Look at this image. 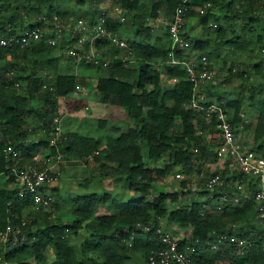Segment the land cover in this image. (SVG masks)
<instances>
[{
  "label": "trees",
  "instance_id": "16d2710c",
  "mask_svg": "<svg viewBox=\"0 0 264 264\" xmlns=\"http://www.w3.org/2000/svg\"><path fill=\"white\" fill-rule=\"evenodd\" d=\"M56 1L23 0L17 3L15 0H0V37L36 27L43 29L46 16L53 14L59 21L72 17L66 11L60 12L53 5ZM182 1L151 0L149 9L141 12L138 0H121L125 11H134L131 35L125 40L121 25L114 18H107L105 27L125 40L127 50L131 52L130 59L124 60V52L107 39H99L93 42L98 64L85 60L78 62L87 69L103 66V73L91 78L97 101L122 108L129 122L122 130L107 125L103 118L97 119L96 129L114 134L98 138L73 131L62 133L57 143L58 151L65 161L78 164L79 161L87 163L91 157L99 183L106 179L120 182L121 190L103 188L100 192L67 198L70 209L67 219L62 216L61 219L53 218L52 211L35 213L21 227L22 242L13 244L8 240L0 245V264H133L136 259L146 264L150 252L162 247L154 231L156 227L171 236L176 235L174 231L166 230L162 222L175 226L176 230H190V239H181L180 243L181 247L189 248L192 264H264V224H260L256 217L251 197L255 186L227 160L224 168H215L208 173L205 167L220 162L216 156V144L206 140L214 132V123L206 124L201 113L191 107L194 85L185 68L179 63L170 64L172 38L169 23L159 35H153L149 24L157 20L161 12L170 22L178 5L185 8L186 16L192 7L198 6L203 13L198 12L197 24L206 30L208 23L214 22L217 28L212 38L195 40L190 38L183 25L180 35L186 45L175 49L177 60L190 56L214 55L217 58L221 49L241 51L257 47L262 52L264 28H261L262 33L254 34L255 41L249 37L261 24L259 13H263L264 0ZM81 2L75 0L73 3L78 5ZM100 11L96 8L90 16L84 17L91 23ZM34 14L43 16L30 22L29 16L34 18ZM47 26L49 30L54 27L53 24ZM48 37L43 33L41 39L23 48H0V60H3L0 63V175L11 185L0 189V229L7 223L19 226L25 213H31V197L17 196L18 187L14 184L11 166L31 162L37 152L55 154V149L48 147V132L59 117V99L74 92L76 87L75 75L56 71L57 59L53 51L58 43L47 45ZM62 41L76 42V39L64 35ZM187 44L190 46L185 50ZM82 49L89 50L88 41L83 43ZM225 60L222 56L223 64ZM232 65L227 68L223 80L216 85L207 83L206 87L214 90L220 83L230 80ZM207 66L211 68L209 64ZM255 67L258 74L263 75V67L259 63ZM49 69H54L50 76L46 75ZM162 73L171 82L167 88ZM82 81L79 80L80 84ZM246 91L252 107L257 110L253 137L262 139L264 87L249 85ZM197 102L201 106L211 103L199 98ZM215 103L228 115L232 126H239L243 119L239 115L243 112L242 99L222 101L220 95ZM7 146L19 153L15 161L4 154ZM159 161H162L160 166H149ZM175 167L187 177L179 181L180 191L169 193L155 189L173 174ZM202 172L207 178L219 173L223 185L208 190L205 182H201L199 189L193 190L191 177ZM235 182L245 185L241 202L238 205L219 203L220 194L233 193V189L225 184ZM42 191L52 196L53 206L57 205L54 194L57 188ZM180 194L192 195L195 200L177 205ZM169 205L174 207L169 209ZM142 226H149L150 231H144ZM223 234L242 239L246 242L245 247L226 243L219 250L212 251L206 243L215 242Z\"/></svg>",
  "mask_w": 264,
  "mask_h": 264
},
{
  "label": "built area",
  "instance_id": "2783aa9c",
  "mask_svg": "<svg viewBox=\"0 0 264 264\" xmlns=\"http://www.w3.org/2000/svg\"><path fill=\"white\" fill-rule=\"evenodd\" d=\"M186 0H183L184 3ZM206 5H204L205 7ZM185 8L178 5L169 22L168 30L170 32L172 42L170 45V64H181L188 75L189 80L193 83V95L191 99V107L201 113V117L206 124L214 123V134L212 139L216 144V156L220 161L230 159L229 163L232 168L237 169L242 174L251 179V184L255 186L251 197L254 201V209L256 217L260 224H264V146L260 150L247 149L242 145L236 135V126H232L230 118L223 112L222 108L217 103H210L206 106H201L197 102L199 88L203 83L216 85L221 80L216 78V73L209 68L208 61L205 56L200 58L190 56L185 60L179 61L174 57V51L178 48H184L186 43L181 37V29L184 24ZM203 13V9L199 10ZM111 18L109 15L100 11L96 20L89 22L85 17H71L64 21H56L52 29L33 28L19 34H14L8 37H0V48H8L18 46L23 48L31 42L41 39L43 33L48 34L46 43L49 46H55L62 41V32L68 31L67 36L76 39L77 49L72 53L75 60L80 62L85 60L88 63L98 64L97 54L95 53L93 42L99 39H107L115 48L124 52V60L130 59L131 52L127 50L125 40L117 33L109 32L106 27V19ZM85 41L89 42V50L84 51L82 45ZM199 67V69H198ZM241 118L243 115L239 114ZM243 127V123L239 124ZM62 131L60 128V119L54 121V125L48 132V147L55 149V154L47 155L40 152L32 156L31 162L24 163L20 166L14 163L10 172L13 175L14 184L18 187L17 196H30L33 207H39L43 211H51L52 196L45 195L42 189L47 188L49 182H55L59 176V167L64 158L58 151L57 143L61 140ZM5 155L15 161L19 157L16 150L6 147L3 150ZM91 157H88L90 160ZM233 166H232V165ZM223 180L219 173L211 176L205 182V187L208 190H213L216 186H222ZM225 186L232 188L233 193L223 192L218 197L219 203L238 205L242 197L245 196V185L239 182L233 184L226 183ZM219 209V207H217ZM29 217L25 216L20 219V224L13 227L7 223L4 228L0 229V245L5 244L10 240L13 244L24 240V234L21 232V227L29 222ZM160 226V225H159ZM138 227H141L138 225ZM144 231H150L149 226H142ZM158 235L162 247L156 251H151L147 256L146 264H192L189 258V248L181 247V239L165 233L161 227L154 229ZM226 243L234 244L240 248L245 247L246 242L238 239L235 236L219 235L215 242H207L212 251L219 250Z\"/></svg>",
  "mask_w": 264,
  "mask_h": 264
},
{
  "label": "rangeland",
  "instance_id": "374dc122",
  "mask_svg": "<svg viewBox=\"0 0 264 264\" xmlns=\"http://www.w3.org/2000/svg\"><path fill=\"white\" fill-rule=\"evenodd\" d=\"M17 3H22L23 0H15ZM75 0H57L53 3L54 6H57L59 8L60 12L66 11L69 13V15H72V19H75L76 17H84L85 15H91L92 11L96 10V8H100L101 11L106 13L112 18H114L118 23L121 25V35L122 37L127 40L129 38V35L132 27H131V17L132 13L134 11H125L122 7L121 0H82V4H75L73 3ZM151 0H138V7L140 8L141 12L146 11L149 9V4ZM190 1H197V0H187V2ZM198 6H194L191 8V12H189V16H184L185 22L188 20L187 18L194 19L193 21V27L192 30L189 32L190 34L194 35V38L197 39H204L206 37L212 38L214 31H215V25L213 26V23L208 25V28L206 30H203L196 22V17L199 12ZM40 12H43L42 9H39ZM138 11V9H136ZM263 13H259L261 20L260 26H257L256 32H259V30L264 27L262 23H264V7H262ZM40 14V13H39ZM263 14V15H262ZM33 15L29 16L28 20L31 22L33 20H37L38 17H42L43 15H36L34 14V18H32ZM41 19V18H40ZM27 20V19H26ZM27 20V21H28ZM59 20L57 16L54 14L50 17L46 16V20L43 24V29H48V24H53L55 26L56 21ZM48 21V22H47ZM64 21V20H60ZM191 24L190 21H187ZM169 23V19L166 18V16L161 12L157 20H154L150 22L149 24L152 25L153 35H159L161 31L165 30V27ZM186 24V23H185ZM52 26V27H53ZM191 26V25H190ZM238 27V26H237ZM236 27V28H237ZM188 31V30H187ZM262 33V32H261ZM68 31L64 32V35H67ZM264 37V34H263ZM67 37H65L66 39ZM253 41V38H251ZM61 42V43H60ZM56 47H54L53 53L58 57V61L60 60V66L59 70H62L63 73L67 74H74L76 77V87L74 92L68 94L64 97V100L66 99V104L68 106H73V110L65 111L63 115L62 120H60V128L62 133H65L67 131H73L77 132L81 135H88L95 138H98L99 136H105V135H114L110 131H100L96 129L95 124H97L98 115L102 116L103 119L109 120V124L112 126L120 127L122 130L126 127V122L129 121L126 115L123 113H111L107 111V114L105 112L99 109L101 107V103L97 101L96 98V92L92 88L91 84V78L96 76V74H101L104 71L103 66L95 67L92 69H87L84 65L81 63H77V65L74 62V56L73 52L78 48L76 42L73 41H60ZM264 43V40H263ZM189 48V47H188ZM259 48L249 49V50H241V51H233L230 49H221L219 56L213 57L212 56H206L208 60V64L213 68L216 67V78L221 80L223 74L227 73V68L230 64H233L232 66L236 69V73L238 76L235 78V76H231V79L220 83L217 87L213 90V95L207 97L209 100L216 101L219 94H222L223 92H227L230 95V99L233 98H239L243 99L246 102L245 107L248 104V93L246 91L247 86L254 85L256 86L260 81H264V77H258L252 75L253 69H257L254 67L255 65H252L251 63L255 61V63H259L264 68V61L260 57L264 59V52L258 51ZM260 52V53H259ZM261 54V55H260ZM222 56L225 57V64L222 62ZM106 58V57H105ZM262 61V62H261ZM103 64V63H102ZM213 68V70H214ZM49 73L46 75H52V71L49 69ZM218 71V72H217ZM239 72H243L242 75L246 74L248 77H242V75H239ZM222 73V74H221ZM262 76V75H261ZM162 81L164 84V87L167 88L171 85V82L168 81L165 77V74H161ZM260 79V80H259ZM79 80H83L80 84ZM78 81V82H77ZM222 90V91H221ZM79 91V92H78ZM82 91V92H81ZM68 99H73L72 101H69ZM62 101V100H61ZM82 104V105H81ZM75 105V106H74ZM86 106V109H85ZM250 106V105H249ZM252 107V106H250ZM248 107V108H250ZM117 108V107H116ZM111 109V108H108ZM118 109H122L119 108ZM112 110V109H111ZM71 111V112H70ZM119 115H122L123 118L119 117ZM106 117V118H105ZM112 119V120H111ZM66 123V124H65ZM69 126V127H68ZM214 132L209 136V138H206L207 142L214 144L212 135ZM143 154L145 156V149H143ZM227 161H230V159H225ZM225 160L220 161L221 165L225 163ZM162 164V161L159 162H152L149 164V166H160ZM232 165V164H231ZM233 166V165H232ZM208 171V173L212 172V168L205 167ZM218 169H222L219 168ZM60 176L58 179V189L54 193L57 197V205H54V211L52 210V217L53 218H60L62 216L63 218L67 219V217L70 216L69 212V203L67 198L72 197L78 194H82L84 192H100L103 190V188H106L108 190L110 189H117L121 190L120 188V182H112L111 180H104L101 183L98 181L96 168L93 164V161H88L87 163L78 162L75 161H65L63 160L62 164L59 167ZM205 172H202L200 175L192 176L191 177V187L193 190H198L200 187L201 182H206L207 177L204 176ZM187 177L180 172L179 167H175L173 169V174L166 177L163 184L158 185L155 187L158 191L162 192H174V191H180L179 188V181L182 179H186ZM190 179V178H188ZM202 180V181H201ZM84 184V185H83ZM11 186L10 184H7L5 181L4 176L0 175V189L4 187ZM116 190V191H117ZM125 191V190H124ZM121 192V191H120ZM59 197V198H58ZM62 199V200H61ZM195 200L192 195H181L180 199L177 205L190 203L191 201ZM173 205H169L168 208H173ZM31 211L30 214L25 213V216L33 217L35 213L41 212V208L39 207H31L29 208ZM46 212V211H45ZM51 212V211H50ZM163 225H165L166 230H172L176 235L177 238L183 239L184 241L190 239V230H176L174 228L175 226H167L166 222H162ZM51 258V255H50ZM130 264V263H127ZM133 264H141L138 259L133 260Z\"/></svg>",
  "mask_w": 264,
  "mask_h": 264
},
{
  "label": "crops",
  "instance_id": "0c3cea01",
  "mask_svg": "<svg viewBox=\"0 0 264 264\" xmlns=\"http://www.w3.org/2000/svg\"><path fill=\"white\" fill-rule=\"evenodd\" d=\"M201 8H199V10H200ZM185 15V14H184ZM186 16V15H185ZM188 20H186V22L184 21V29H185V31L186 32H190L191 30H192V27H193V21H194V19H191L190 17L189 18H187ZM184 20H185V18H184ZM193 20V21H192ZM187 21H190L191 22V24L190 23H188ZM186 23V24H185ZM213 23V26L215 25V30H216V28H217V25L214 23V22H212ZM212 23H210V24H212ZM263 25H264V23H262ZM191 25V26H190ZM208 25H209V23H208ZM262 28H264V27H262ZM188 30V31H187ZM182 32V31H181ZM215 32V31H214ZM257 33H261V29L259 30V32H254L253 33V35H250V39L251 38H253V40L255 41V37H254V34H257ZM262 34H264V33H262ZM189 36H190V38L191 39H195L194 38V36H195V34L194 35H192V34H190L189 33ZM205 39V38H204ZM196 40V39H195ZM200 40V39H199ZM201 40H203V39H201ZM263 40H264V37H263ZM190 45L189 44H187V46H186V49L185 50H187L188 49V47H189ZM257 48V47H256ZM262 52H264V51H262ZM97 54V53H96ZM261 55V54H260ZM54 57H56V71L57 72H60V73H63L62 72V70H59L60 69V66L62 67L63 65H60V60L58 61V57L54 54ZM213 57H215L214 55H213ZM261 59H262V61H264V59L262 58V57H260ZM75 59V58H74ZM2 61L3 60H0V63H2ZM261 61V62H262ZM74 62H75V64L77 65V61L76 60H74ZM252 65H255L256 63H255V61L254 62H252L251 63ZM262 66V65H261ZM211 67V66H210ZM255 67V66H254ZM213 68H214V66H213ZM213 68L211 67V69L213 70ZM257 68V67H256ZM51 71H52V74H53V72H54V69H50ZM48 71V70H47ZM214 72L216 71V67L214 68V70H213ZM45 72V71H44ZM218 72V71H217ZM237 71H236V69L234 68L233 70H232V75L233 76H235V78L238 76V74L236 73ZM47 74L49 73V71L48 72H46ZM216 73V72H215ZM242 73L243 72H239V74L240 75H242ZM67 74V73H66ZM222 74V73H221ZM74 75V74H73ZM223 75H226V73L225 74H223ZM237 75V76H236ZM252 75H254V77L255 76H258V77H264V68H263V75L261 76L260 74H258V68L255 70V69H253V72H252ZM50 76V75H49ZM49 76H47V77H49ZM224 77V76H223ZM242 77H248V75H246V74H244V75H242ZM223 80V79H222ZM260 80V79H259ZM206 85H207V83H203L201 86H200V88H199V95H197V98H199L200 100H202V101H206V102H211V103H215V101H213V100H209V99H207V97H209V96H211V95H213V93L214 92H212L213 91V89H209V87H206ZM258 86H263L264 87V81H260L258 84H257ZM204 87H206V88H204ZM222 91V90H221ZM79 92V91H78ZM82 92V91H81ZM221 95V97H222V101H224V100H230V95L231 94H229V93H227V92H223L222 91V94H219L218 96H220ZM96 98L98 99V95L96 94ZM233 99H237V97L236 98H233ZM62 100V101H61ZM69 101H72L73 99H68ZM249 102H248V104H247V106L245 107V100H243L242 99V106H243V112L241 113L242 115H243V119H242V122L241 123H243V127L242 128H240L239 126H237L236 127V135H237V137H238V139L241 141V143H242V145H244V147H246L247 149H256V150H260L261 148H263V146H264V137L261 139V138H259V139H255L254 137H253V126H254V123H255V121H256V117H257V110L254 108V107H250V106H252V104H251V102H250V100H248ZM59 103H60V108H59V117H58V119H60V120H62V118H63V115H65L64 114V112L65 111H68L67 109H69V110H73L74 108H73V106H68L67 104H66V99L64 100V98H62V99H59ZM82 105V104H81ZM250 105V106H249ZM75 106V105H74ZM117 106H112V105H106V104H102L101 105V107H99V109L101 110V113H102V111L103 112H105L106 114H107V111L108 112H110V115H111V113H118V114H120V113H123V114H125L126 115V113L123 111V109H118V107L116 108ZM248 107H250V108H248ZM67 108V109H66ZM108 108H111V109H108ZM120 108V107H119ZM85 109H86V106H85ZM71 112V111H70ZM98 117V119L99 118H102V116H97ZM119 117H121V118H123L122 117V115H119ZM106 118V117H105ZM127 115H126V120H127ZM112 120V119H111ZM63 121H64V118H63ZM109 121V120H108ZM107 121V125H109V126H112V125H110L109 124V122ZM65 122V121H64ZM129 122V121H128ZM128 122H126L127 124H128ZM66 124V123H65ZM126 124V125H127ZM69 127V126H68ZM117 127V126H116ZM88 161H91V159L90 160H87V162ZM224 168V165L222 164L221 165V162H219V164L218 165H216V166H211L210 168H212L211 170H213V169H215V168ZM59 176H60V172H59ZM59 176H58V179H59ZM58 179L55 181V182H49L48 184H47V188H57L58 189V187H57V185H58ZM85 193H88V192H84V193H82V194H85ZM53 195V194H52ZM69 198V197H68ZM51 209L54 211V206L52 205L51 206ZM51 210V211H52Z\"/></svg>",
  "mask_w": 264,
  "mask_h": 264
}]
</instances>
